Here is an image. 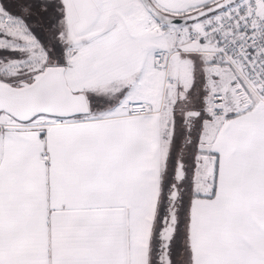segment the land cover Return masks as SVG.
I'll return each mask as SVG.
<instances>
[{"label":"snow or ice","instance_id":"snow-or-ice-1","mask_svg":"<svg viewBox=\"0 0 264 264\" xmlns=\"http://www.w3.org/2000/svg\"><path fill=\"white\" fill-rule=\"evenodd\" d=\"M0 264H264V0H0Z\"/></svg>","mask_w":264,"mask_h":264}]
</instances>
